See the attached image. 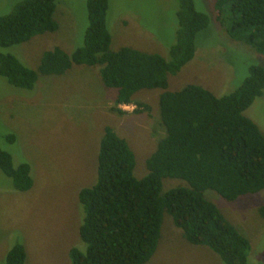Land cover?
Instances as JSON below:
<instances>
[{"label":"trees","instance_id":"16d2710c","mask_svg":"<svg viewBox=\"0 0 264 264\" xmlns=\"http://www.w3.org/2000/svg\"><path fill=\"white\" fill-rule=\"evenodd\" d=\"M176 1L178 28L168 57L128 45L111 50L109 0H86L83 44L71 53L58 46L44 50L33 69L0 52V76L24 89H32L39 74H62L73 64L98 66L103 84L116 90L110 109L120 114L121 105L132 104L139 90L162 89L158 112L165 133L146 158L141 177L133 173L135 155L127 141L110 126L103 128L95 182L77 194L82 211L78 235L85 247L68 249L71 264H144L157 247L164 213L189 243L206 246L224 264H249L250 241L203 192L211 189L233 201L264 189V135L243 114L263 94L264 67L251 65L242 83L221 96L192 83L167 90L168 78L193 58L196 35L209 23L193 0ZM54 10L55 0L18 1L0 15V46L57 30ZM212 11L229 38L264 57V0H213ZM0 170L19 191L33 184L30 165L13 166L11 155L1 148ZM165 178L182 179L186 185L163 190ZM259 213L264 218V204ZM26 257L24 245L15 243L5 254V264H25Z\"/></svg>","mask_w":264,"mask_h":264},{"label":"rangeland","instance_id":"374dc122","mask_svg":"<svg viewBox=\"0 0 264 264\" xmlns=\"http://www.w3.org/2000/svg\"><path fill=\"white\" fill-rule=\"evenodd\" d=\"M20 0H0V15ZM195 9L206 13L209 23L197 33L195 53L178 73L168 78L167 90L186 84L200 85L217 96L235 90L251 65L264 67V57L249 45L227 35L215 19L213 0H193ZM176 0H109L106 23L112 36L110 49L123 45L168 57L178 28ZM55 31L31 37L1 53L15 55L35 69L44 50L55 46L71 53L83 44L87 27L86 0H55ZM98 66L76 65L62 74H39L32 89L16 87L0 76V148L7 151L13 166L30 165L32 186L14 188L0 170V264L15 243L26 249L25 264H71L68 249L84 243L78 235L82 220L77 194L96 179V155L103 128L110 126L123 137L135 155L134 175L146 173L145 160L164 136L158 110L162 89H142L133 103L121 105L124 113L110 108L116 90L101 81ZM136 103L148 105L133 111ZM243 114L264 135V90ZM15 139L9 141L7 135ZM162 189L186 185L178 178L162 180ZM251 245L249 264H264V189L223 199L214 190L203 192ZM144 264H224L202 245L186 241L168 213H164L155 252Z\"/></svg>","mask_w":264,"mask_h":264}]
</instances>
